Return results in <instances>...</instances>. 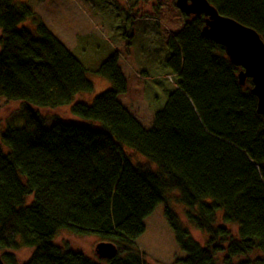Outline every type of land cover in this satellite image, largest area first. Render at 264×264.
Listing matches in <instances>:
<instances>
[{
    "label": "trees",
    "instance_id": "16d2710c",
    "mask_svg": "<svg viewBox=\"0 0 264 264\" xmlns=\"http://www.w3.org/2000/svg\"><path fill=\"white\" fill-rule=\"evenodd\" d=\"M78 1L112 43L134 42L141 0ZM209 1L264 38V0ZM184 16L167 41L168 57L142 71L154 112L145 127L119 98L129 83L118 51L95 71L112 85L92 102L77 100L94 90L91 71L29 3L0 0V97L22 100L25 117L0 132L5 264H20L23 247L32 254L22 264H155L137 240L162 203L186 254L178 264H264V116L252 80L242 85L241 68L202 34L205 16ZM29 19L35 25H25ZM67 105L84 122L48 126L38 111ZM174 191L187 219L208 235L205 245L171 205ZM63 229L113 242L118 253L103 259L61 246Z\"/></svg>",
    "mask_w": 264,
    "mask_h": 264
},
{
    "label": "rangeland",
    "instance_id": "374dc122",
    "mask_svg": "<svg viewBox=\"0 0 264 264\" xmlns=\"http://www.w3.org/2000/svg\"><path fill=\"white\" fill-rule=\"evenodd\" d=\"M27 2L43 22L58 36L66 46L91 71L90 76L95 87L91 92L80 93L77 100L92 102L99 93L110 87L111 81L95 71L114 52L120 54V63L129 83L128 91L119 96L131 113L142 122L145 127H151L154 121V112L150 108L144 94L143 70L151 68L156 62L168 57L167 41L186 23V16L177 7V0H141L134 9L139 17L135 20L132 32L135 34L134 42L127 45L126 41L118 44L112 43L107 37V31L97 18L93 17L78 0H18ZM122 3L125 0H120ZM194 15L190 16V19ZM25 25H35L29 19ZM109 84V85H108ZM79 98V99H78ZM22 100H9L0 97V132L8 127H21L25 117L21 112ZM71 105L58 108L40 107V111L50 126L55 119L84 122L81 117L71 112ZM21 112V113H20ZM127 153L135 162H145V157L127 149ZM177 193L171 192L169 201L181 220L189 228L194 239L206 244L208 235L198 230L187 219L185 207L176 201ZM165 204L157 206L156 210L145 219L146 231L137 240V244L150 257L155 264H178L177 258L185 257V252L179 247L175 233L165 217ZM221 219H219L220 221ZM235 235L236 226L229 224ZM56 241L71 248L84 251L88 255L98 257L96 245L102 241L95 236H83L72 230L63 229L59 232ZM2 252L0 251V254ZM32 248L23 247L16 252L20 264L30 258ZM257 253L251 258H255ZM221 263V262H220ZM263 264V263H262Z\"/></svg>",
    "mask_w": 264,
    "mask_h": 264
},
{
    "label": "water",
    "instance_id": "95a60500",
    "mask_svg": "<svg viewBox=\"0 0 264 264\" xmlns=\"http://www.w3.org/2000/svg\"><path fill=\"white\" fill-rule=\"evenodd\" d=\"M177 7L187 15H204L202 34L224 47L231 62L241 68L240 83L250 78L252 92L257 96V110L264 116V38L252 26L234 17L222 15L209 0H177ZM97 256L110 259L118 253L110 241H100L95 248ZM0 254V264H5Z\"/></svg>",
    "mask_w": 264,
    "mask_h": 264
},
{
    "label": "bare ground",
    "instance_id": "6f19581e",
    "mask_svg": "<svg viewBox=\"0 0 264 264\" xmlns=\"http://www.w3.org/2000/svg\"><path fill=\"white\" fill-rule=\"evenodd\" d=\"M184 13V12H183ZM185 14V13H184ZM187 15V14H186Z\"/></svg>",
    "mask_w": 264,
    "mask_h": 264
},
{
    "label": "crops",
    "instance_id": "0c3cea01",
    "mask_svg": "<svg viewBox=\"0 0 264 264\" xmlns=\"http://www.w3.org/2000/svg\"><path fill=\"white\" fill-rule=\"evenodd\" d=\"M69 47V46H68ZM70 48V47H69ZM109 85V84H108Z\"/></svg>",
    "mask_w": 264,
    "mask_h": 264
}]
</instances>
